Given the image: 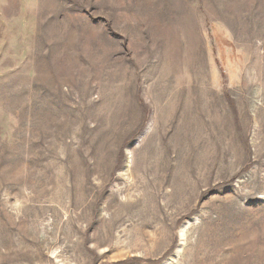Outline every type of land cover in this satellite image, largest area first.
<instances>
[{
	"label": "rangeland",
	"instance_id": "obj_1",
	"mask_svg": "<svg viewBox=\"0 0 264 264\" xmlns=\"http://www.w3.org/2000/svg\"><path fill=\"white\" fill-rule=\"evenodd\" d=\"M0 264H264V0H0Z\"/></svg>",
	"mask_w": 264,
	"mask_h": 264
}]
</instances>
